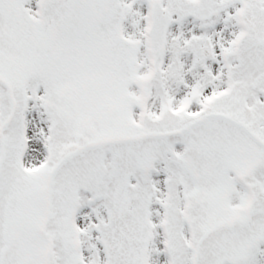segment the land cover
<instances>
[{"label":"snow or ice","instance_id":"snow-or-ice-1","mask_svg":"<svg viewBox=\"0 0 264 264\" xmlns=\"http://www.w3.org/2000/svg\"><path fill=\"white\" fill-rule=\"evenodd\" d=\"M0 264H264V0H0Z\"/></svg>","mask_w":264,"mask_h":264}]
</instances>
